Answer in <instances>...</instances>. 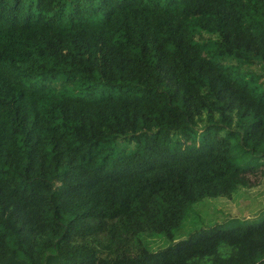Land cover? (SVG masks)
Segmentation results:
<instances>
[{
	"label": "trees",
	"instance_id": "trees-1",
	"mask_svg": "<svg viewBox=\"0 0 264 264\" xmlns=\"http://www.w3.org/2000/svg\"><path fill=\"white\" fill-rule=\"evenodd\" d=\"M263 177L264 0H0V264H264Z\"/></svg>",
	"mask_w": 264,
	"mask_h": 264
},
{
	"label": "rangeland",
	"instance_id": "rangeland-1",
	"mask_svg": "<svg viewBox=\"0 0 264 264\" xmlns=\"http://www.w3.org/2000/svg\"><path fill=\"white\" fill-rule=\"evenodd\" d=\"M263 206L264 177L261 179L259 185L240 191L233 199L216 198L206 200L204 205H200L196 208L200 220L203 222H200V220L197 221V217H195L193 221H197L196 225H199L200 223L207 224L210 222L208 219L213 218L214 221L218 220L217 222H214L213 225H217L229 217L249 218L257 214ZM192 226H188V228H191Z\"/></svg>",
	"mask_w": 264,
	"mask_h": 264
}]
</instances>
